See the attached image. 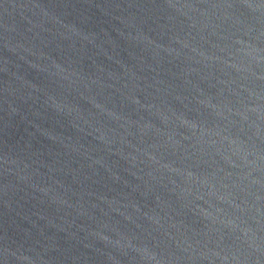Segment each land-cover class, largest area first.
Returning <instances> with one entry per match:
<instances>
[{"label": "water", "instance_id": "water-1", "mask_svg": "<svg viewBox=\"0 0 264 264\" xmlns=\"http://www.w3.org/2000/svg\"><path fill=\"white\" fill-rule=\"evenodd\" d=\"M0 264H264V0H0Z\"/></svg>", "mask_w": 264, "mask_h": 264}]
</instances>
